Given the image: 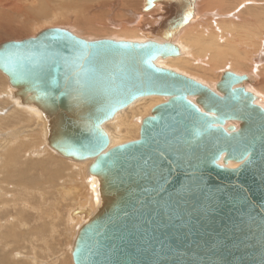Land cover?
<instances>
[{
  "label": "water",
  "instance_id": "95a60500",
  "mask_svg": "<svg viewBox=\"0 0 264 264\" xmlns=\"http://www.w3.org/2000/svg\"><path fill=\"white\" fill-rule=\"evenodd\" d=\"M195 1L144 0L143 13L159 10L137 19L146 42L48 28L0 43L10 98L35 112L48 148L91 160L98 202L71 213L83 219L73 264H264V110L248 77L225 70L213 92L156 64L179 55ZM148 96L165 102L137 140L108 149L104 125Z\"/></svg>",
  "mask_w": 264,
  "mask_h": 264
},
{
  "label": "bare ground",
  "instance_id": "6f19581e",
  "mask_svg": "<svg viewBox=\"0 0 264 264\" xmlns=\"http://www.w3.org/2000/svg\"><path fill=\"white\" fill-rule=\"evenodd\" d=\"M30 2H31L30 6L29 5L27 6L23 4L24 2L18 3L16 1L0 0V35L3 34L5 36H8L9 31H10L9 35L11 31H15L18 33L22 32V31L20 32V31L14 30V25H13L14 19H24L27 16L25 20L26 21L29 20L27 19L29 18V13H27L29 9L28 7H31L30 11L32 12L35 11L32 8L34 2H32L31 0ZM143 3H144V0H142L141 12H139L137 18H134V21L132 22H128L129 27L125 25L126 23L125 24L120 23L119 25H121L122 28L121 29L119 28V30L117 31V34L116 33L111 34L107 38L106 35H108V33H106L105 35L106 38L104 39H112V40H117V41H129V42H146L147 39L144 35L145 31L141 30L138 27L137 19L138 17L144 16V15L156 14L159 12V10H158V7H155L148 14L143 13L142 12ZM44 8L45 10L47 9L46 7ZM234 10H237V13H236V16L233 17ZM108 11L109 10H107V13ZM211 11H213L212 13H216V16L215 15L213 16L211 14ZM194 12H195L194 19L190 21L189 24L184 26L174 38V44L179 48V55L176 57H168L166 59H158L156 61V64L160 67L170 69L180 75H183L209 88L213 92H216L215 85L219 82L221 78V76L219 75V72H221V75H222V73L225 70H229L239 76H247L249 82L245 83L246 90L252 93L253 95H255V101H254L255 104L260 106L264 110V102H263L264 101V72H259L258 70L259 65L264 62V56H263L264 55V0H196L194 4ZM60 13H63V12H60ZM91 15H93V13ZM96 15H93V16L96 18ZM53 16L55 18L58 17L56 15H53ZM217 16L222 17V18H225L227 16H230V17L229 18L227 17L228 18L227 21H221L222 19L220 20L219 18L218 19L220 21H217V19H215ZM78 20H77V23H78L77 25H81V27L84 29L86 28L85 31H82V32H86V30L89 29L90 27L86 25L82 26V24L84 25V23ZM141 21L143 23H146L148 20L141 19ZM109 23H110V26H117V24L112 23L110 21L108 22V24ZM143 23L142 25H145ZM130 25L131 26L134 25L138 29L133 28L134 26L131 27ZM91 30H93L94 32L95 28L90 29L89 31ZM68 31L76 35L74 32H72V30H68ZM97 32H100L102 35L101 31L96 30V34H95L96 36L98 35ZM110 33H113V32L110 31ZM14 35H16V33H14ZM80 35L82 36L81 32H80ZM81 36L80 38L84 37V36L82 37ZM154 40L160 41L157 38H154ZM88 41H93V40H88ZM225 67H227L228 69L221 71ZM3 77L1 78L4 79ZM211 79H213L215 83H213V81H210ZM256 83H258L257 86L247 88V85L254 86ZM7 85H9L8 82H7ZM10 90L11 89L8 87L7 92H9V97H10ZM12 102H13L11 103L12 105L17 106V108L20 107L21 110L15 109V108L10 109L8 115L0 119V130L5 133H9L10 130H17V128L19 129L22 128V130H24L26 127H29L28 124L33 123L34 121L35 126L40 127L41 134L40 133L33 134L31 133L32 131H28V130H24L22 131V133H19L18 140L14 141L12 144L8 143L6 148H4V151L2 150V152L0 153L2 156L1 161L5 159L7 161V162L3 161L2 165L0 166L2 167L6 166L5 167L6 169L7 167L17 166L18 167L17 176L19 180L22 178V175L25 169H29V171L40 170L44 172L43 176H44L45 184H52L55 181L57 182L58 176H60L63 173L62 171H60L61 169H58V167L53 169L50 167V164L44 163L39 158H38L39 161H37V159L31 160L33 154L35 155V153L37 154V152H39L40 150L39 145L42 143L45 147L41 146L42 151L39 153L40 156L45 157V154H47V156L51 154L52 156L55 153L53 150L48 148V146L45 143L43 125L41 124L40 120L38 119L37 115L32 109L19 106L15 101H12ZM164 102H165V98L163 97L148 96V97L137 99L127 108L119 111L112 120L108 121L104 125V129L109 136L108 149L113 148L117 145L126 143V142L137 140L139 137L141 121L145 117L149 116L151 110L155 106L161 103H164ZM227 125H233L234 127L238 128L239 123L230 122ZM56 157H60V156L58 155ZM60 159H62V157ZM63 160H64L63 161L64 163L66 162L70 164V166L67 168L66 177L65 179H63V181H61V183L69 182L70 180H72L74 176L76 177V175L82 174L81 170L76 169L74 167V166H77L79 162H75L71 160L67 161V159H64V158ZM84 163H86L87 166H89V164L91 163V160L84 161ZM237 166L238 164H235V163H231L229 165V167L231 168H236ZM3 169L4 168H2V171L5 170ZM7 173L8 171L6 172V174ZM10 174L12 175L11 172ZM87 175H88V170H87ZM89 179L91 181V183H88L90 187L94 180L92 181V178L90 176H89ZM30 183L35 185L39 182L38 180H31ZM21 188L22 190H24L27 187H25L24 189L23 187ZM59 188H62V190H64L63 191L64 196L66 195L69 196L74 193V192H71L73 190H71L70 188L65 189L66 186L63 184ZM26 190H29V189L27 188ZM38 190L40 189L38 188ZM0 193H3V192L0 190ZM97 202L98 200L95 201L94 203L97 205ZM91 206H92L91 209L90 208L89 209L93 213L95 212L96 206L95 207L94 205H91ZM76 207L68 211L67 216L70 222H73V221L77 222V217H79L81 221L83 222V219L81 218V216H75L74 220L71 219V213L76 210ZM83 208L85 207L84 206L82 208L77 207V210L83 209ZM19 224L20 223L14 226L5 225L6 226L4 227L5 232L0 234V264H17L15 263V261L10 259V257L13 252H17L13 250V248L14 247L17 248L19 246L21 242L20 240L23 238V235H24V233L19 230V227H18ZM79 225L78 226L76 225L77 226L76 230L79 227ZM21 226H23V224ZM0 228H3V224L1 223H0ZM75 235H76V231H75ZM72 243L73 241L71 242V247H72ZM71 247H70V258H71ZM5 248L6 250L9 249L8 252L3 251L5 250ZM15 256H17V254ZM17 261L20 262V260H17ZM32 261L35 263H30V264H36L35 260H32ZM71 261H72V258H71ZM72 264H73V261H72Z\"/></svg>",
  "mask_w": 264,
  "mask_h": 264
},
{
  "label": "rangeland",
  "instance_id": "374dc122",
  "mask_svg": "<svg viewBox=\"0 0 264 264\" xmlns=\"http://www.w3.org/2000/svg\"><path fill=\"white\" fill-rule=\"evenodd\" d=\"M4 1H16L18 3L24 2L23 4L27 6L28 5L30 6L31 4L30 0H25V1L4 0ZM31 1L34 2L32 8L35 11L33 12L30 11L31 7H28L29 9L27 13H29V18L27 19L29 20L28 21L25 20V18L27 17L26 16L24 19H14V24L12 22V24L14 25V30L20 32L22 31V32L18 33L15 31H11L13 36L11 35V33H10L11 36L9 35L10 31L8 32V36H5L3 34L0 35V43L6 41H18L25 38L33 37L38 32L48 28H64V29L72 30V32H74L79 37L81 36L80 35L81 32L82 36H84L81 37L87 40H100L106 38V36L108 38V36L111 34H115V33L117 34L119 28L120 29L122 28V26L119 25L120 23L121 24L126 23L125 25L129 27L128 22H132L134 21V18H137L139 12H141V6H142V0H39V1L31 0ZM40 6L43 7L41 8ZM44 7H46L47 9L45 10ZM103 8H105L106 10ZM107 10H109L108 13ZM212 12L213 11H211V14L213 16L214 15L216 16V13H212ZM92 13L93 15L97 14L96 18L98 20L93 15H91ZM236 13L237 10H234L233 17L236 16ZM53 15H56L58 17L55 18ZM227 17L229 18L230 16ZM227 17L222 18L217 16L215 19H217V21H220L221 19H222L221 21H227L228 20ZM77 20L80 22L82 21L84 23V25L82 24V26L86 25L89 26L90 28L87 29L86 32H82L85 31L86 28L84 29L81 27V25H77L78 24ZM109 21L117 24V26H110V23L108 24ZM93 28H95L94 32L93 30L89 31L90 29ZM133 28H137V27L134 26ZM96 30L101 31L102 35L100 32H97L98 35L96 36L95 35ZM110 31H112L113 33H110ZM14 33H16V35H14ZM86 33L89 36H87ZM106 33H108V35H106ZM263 66H264V62L259 65V69H258L259 72H264ZM225 69L228 68L225 67L221 71ZM219 75L221 76V72H219ZM3 76L4 75L0 73V119L6 117L10 109L12 108L21 110L20 107L17 108V106L11 104L13 103L12 102L13 100H11V98L9 97V92H7V88L9 87V85H7V80L5 79V76L4 77ZM1 77H3L4 79H2ZM210 81H213V79H211ZM213 83L215 82L213 81ZM257 85L258 83H256L254 86L247 85V88L255 87ZM28 126L29 127H26L24 130L32 131L31 133L33 134L34 133L41 134L40 127L35 126L34 121L33 123L28 124ZM24 130H22V128L20 129L17 128V130H10L9 133H5L0 130V153L2 152V150L4 151V148H6L8 143L12 144L14 141L18 140L19 133H22V131ZM39 146H40L39 152H37V154L35 153V155L33 154L31 160L37 159V161H39L40 159L44 163L50 164V167L53 169L58 167V169H61L60 171H62L63 173L60 176H58L57 182L56 181L53 182L54 184L53 183L45 184L44 176H43L44 172L40 170L29 171V169L24 168L25 171L23 172L22 178L19 180L17 176L18 175L17 166L7 167V169L5 168L6 166L5 167L0 166V190L3 192L0 193V223L3 224V228H0V234L5 232L4 227L14 226L20 223L18 227L19 230L24 233V235L23 238L20 240L21 242L19 241L20 242L19 246L17 248L15 247L13 248V250L17 252H13L10 257V259L15 261V263L17 264L35 263L32 260H35L36 264H72L70 258L71 242L73 241L76 227L79 224H81L82 221L79 217H77V222L76 221L70 222L67 213L76 206L80 208L84 206L90 209L92 207L91 205H94V207L96 206L94 200L92 199L93 190L91 189V187H89L88 184L91 183L89 176L87 175L88 166L86 163H84V161L82 163L79 162L77 166L74 167L76 169L81 170L82 174L76 175V177L74 176L72 180H70L69 182L61 183V181H63V179H65L66 177L67 168L70 166V164L66 162L64 163L63 158L60 159L61 157H56L58 155H56L55 153L52 156L51 154L48 156L47 154H45V157L40 156L39 153L42 151L41 146L44 145L42 143ZM1 158L2 156L0 154V161ZM3 161H6V159ZM3 161L0 162V165H2ZM2 168L5 169V170L3 169L5 172L2 171ZM7 171L8 173L6 174ZM10 172L12 173V175L10 174ZM31 180H38L39 183L34 185L30 183ZM62 184L66 186L65 189L70 188L71 190H73L71 192L74 193L69 196L68 195L64 196V192H63L64 190H62V188H59L60 186H62ZM45 185H47L48 187ZM21 187H23V189L27 187L29 190H26L27 188L22 190ZM38 188L40 190H38ZM22 224L23 226H21ZM8 250L9 249L6 250L5 248V250L3 251L8 252ZM16 254L17 256H15ZM17 260H20V262Z\"/></svg>",
  "mask_w": 264,
  "mask_h": 264
},
{
  "label": "snow or ice",
  "instance_id": "6c2138e0",
  "mask_svg": "<svg viewBox=\"0 0 264 264\" xmlns=\"http://www.w3.org/2000/svg\"><path fill=\"white\" fill-rule=\"evenodd\" d=\"M81 43H83V42H81ZM14 46H19L18 42H16V43L14 44ZM85 47H88V45H85Z\"/></svg>",
  "mask_w": 264,
  "mask_h": 264
}]
</instances>
